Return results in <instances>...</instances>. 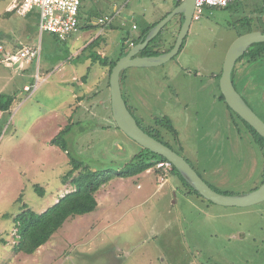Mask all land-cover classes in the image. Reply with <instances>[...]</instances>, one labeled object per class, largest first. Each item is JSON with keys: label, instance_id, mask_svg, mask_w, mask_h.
<instances>
[{"label": "rangeland", "instance_id": "rangeland-1", "mask_svg": "<svg viewBox=\"0 0 264 264\" xmlns=\"http://www.w3.org/2000/svg\"><path fill=\"white\" fill-rule=\"evenodd\" d=\"M18 2L0 0V94L14 96L9 110L0 112V264H264V202L249 208L216 206L185 195L173 174L160 184L152 169L130 179L116 176L141 147L116 128L108 67L90 56L116 61L133 26L143 30L154 8L170 11L175 3L82 0L80 21L87 27L59 41L40 36L35 12L16 14ZM111 15L109 27L96 25L95 20ZM201 17L192 22L179 54L157 67L126 69L120 89L143 128L157 122L164 130L159 120H169L177 141L163 131L161 140L207 184L244 195L261 185V152L220 100L214 76L221 74L237 37L264 30V0L205 8ZM174 21L160 36L163 48L177 35ZM23 47L39 49L38 60L20 59ZM243 62L235 71L248 67ZM36 72L45 80L33 88ZM24 85L33 89L25 92ZM257 104L249 103L264 122ZM67 124L72 125L66 136L69 156L92 171L110 168L114 178L95 194V212L69 218L33 254H14L13 219L23 205L40 214L73 190L63 183L71 169L69 156L50 144Z\"/></svg>", "mask_w": 264, "mask_h": 264}, {"label": "trees", "instance_id": "trees-1", "mask_svg": "<svg viewBox=\"0 0 264 264\" xmlns=\"http://www.w3.org/2000/svg\"><path fill=\"white\" fill-rule=\"evenodd\" d=\"M237 2H239V0H235L234 2L226 6L224 9L230 8L233 4ZM179 3L180 2H177L175 6H177ZM167 14L168 13H166L156 22L151 23L150 25L145 27L142 30L139 38L137 40L133 39L134 42L137 44L140 42V40H144L149 30L153 26H155L161 19H163ZM173 20H175L174 24L175 23L178 24L177 31H179V28L183 22V17L181 15H178L175 16ZM166 26L167 24L160 30L158 35L152 41H150V43L145 47V49H143L139 53L140 57L157 56L168 52L173 47L176 36L174 37L173 43L169 48H163L161 46L160 36ZM257 31L264 32L263 29H259ZM248 32H252V30H249ZM121 45L122 46L120 49L119 58L127 54L128 52V48L123 46L122 43ZM183 46H184V42L182 44V47ZM90 58L92 62L99 63L103 67H108V73H110L116 61L119 59V58L116 59V61L114 60L108 61L106 59L103 60L97 55H91ZM243 60H245V63L248 67L244 68L243 70H241V68L238 69L237 71H235V69L233 70L232 72L233 85L236 91L242 96V98L245 100V102L250 108L251 106L249 105V103H258L257 104L258 111L260 113H263L264 112V69L260 67L264 64L263 63L264 43L254 44L250 46L247 52L241 58H239L236 63L239 62L240 63L239 66L243 67L244 66ZM254 65H256L257 67H252ZM220 75L221 74H218L216 76V79H219ZM247 96H249V99H247ZM13 99H14L13 95L0 94V112L3 113L7 112L13 102ZM220 99L224 102L223 96L221 94H220ZM251 109L255 112L253 108ZM229 111L232 112L230 109ZM255 113L258 115L257 112ZM234 115L246 126V128L248 129V131L252 136L254 144L259 148L261 152V156H262L261 184H262L264 182V139L261 138L247 123H245L242 119H240L236 114ZM259 117L261 118V116ZM159 121L164 122L162 124L164 125L168 134L170 133L169 135L172 136L173 140L177 141L176 132L172 127V125L170 124L169 120L163 118L160 119ZM71 126H72L71 124H67L50 140L51 145L59 147L60 150L65 152L68 156L69 154L66 151V136L70 132ZM147 133L156 140L162 142L164 145L170 147L179 155H181L179 151L174 149L170 144L163 142L156 135H153L149 132ZM69 160H70L69 164L71 165V169L63 177V183L72 186L73 190L67 193L66 195H64L63 197H61L53 206H51L50 208H48L47 210H45L40 214L34 213L24 204L22 208V212L14 217L13 220L17 235V242L12 248L14 254H25V255L33 254L39 247L46 244L50 240V238L60 228H62L63 224L69 218L75 216L87 215L96 211L97 202L95 199V194L114 178L112 169L108 168L103 171H92L88 167L84 166V164L81 161L73 157L69 156ZM160 161H166V160L161 156L155 155L141 148L140 152L136 154L134 158L130 161V163H128L124 168H122L116 174V176L121 179H130L144 173L149 169H152L157 175L158 170H156L155 167L156 164ZM169 174L170 175L173 174L177 178V180L180 182L179 186H183L182 188L184 189L185 195H195L198 198L203 199L198 195L197 192H195L185 182V180L180 176V174L173 166L171 170L168 172L167 176ZM210 187L218 193L229 195L227 193L219 192L212 186ZM34 190L38 192L40 196H42L43 192L38 187V185H34ZM3 244L5 243L3 242Z\"/></svg>", "mask_w": 264, "mask_h": 264}, {"label": "water", "instance_id": "water-1", "mask_svg": "<svg viewBox=\"0 0 264 264\" xmlns=\"http://www.w3.org/2000/svg\"><path fill=\"white\" fill-rule=\"evenodd\" d=\"M195 0H184L175 6L163 19L153 26L144 40L132 45L127 54L121 56L109 73V96L112 120L118 130L139 145L141 148L163 157L185 180V182L204 200L220 207L249 208L264 202V182L255 190L244 195H225L214 191L192 168V166L170 147L165 146L147 133L137 124L127 109L120 89V78L128 68H151L165 64L179 52L193 22ZM181 15L183 22L179 28L173 47L166 53L140 57L138 54L152 41L160 30L175 16ZM135 33L132 39H138ZM264 43V32L252 31L237 37L225 54L218 86L227 107L240 119L247 123L261 138L264 139L263 120L247 105L236 91L232 82V72L236 62L254 44Z\"/></svg>", "mask_w": 264, "mask_h": 264}, {"label": "built area", "instance_id": "built-area-1", "mask_svg": "<svg viewBox=\"0 0 264 264\" xmlns=\"http://www.w3.org/2000/svg\"><path fill=\"white\" fill-rule=\"evenodd\" d=\"M184 0H177L183 2ZM235 0H195L193 12V21H198L203 14L205 8H225ZM80 0H19L17 6L14 7L16 14L25 17L27 14L35 12L37 14V27L40 36L44 33L53 36L59 41H65L71 35L77 33L82 27L80 21ZM96 25H109L112 17L104 16L98 18ZM136 27L133 26V29ZM132 46V44H131ZM18 57L26 62L32 63L34 59L39 58V49H30L23 47L18 52ZM15 58V57H13ZM35 76V84L33 88H37L45 78ZM33 88L25 86L24 91L30 92ZM158 170V182L167 179V174L171 170L172 165L168 161H160L156 164Z\"/></svg>", "mask_w": 264, "mask_h": 264}, {"label": "crops", "instance_id": "crops-1", "mask_svg": "<svg viewBox=\"0 0 264 264\" xmlns=\"http://www.w3.org/2000/svg\"><path fill=\"white\" fill-rule=\"evenodd\" d=\"M81 1V8H80V14H81V9H82V0H80ZM172 2H174L175 4L177 3V0H172ZM175 7V6H174ZM173 7V8H174ZM114 11H115V14L116 13H118V10L116 9V7H114ZM170 11H171V9H170ZM170 11H164L163 10V8H161V7H157V8H154V10H153V13L151 14V16L148 18V20L145 22L146 23V25L145 26H143L142 28L144 29L145 27H147L148 25H150L151 23H154V22H156L157 20H159L161 17H163L166 13H169ZM108 17H112V19H113V15H111V16H108ZM81 25H82V27L84 26V24H82L81 23ZM110 25V24H109ZM109 25H103V26H101V27H109ZM100 26V25H99ZM81 27V28H82ZM84 27H87V25H85ZM136 28H135V31H132L129 35H128V37L127 38H124L123 40H122V43L124 44V46L125 47H127L128 48V50L130 49V47H131V44H133V45H135L136 43L134 42V40L130 37V35H134L135 33H138L139 35H140V33L142 32V29H141V31H138V27L137 26H135ZM122 46V45H121ZM121 49V48H120ZM120 55V54H119ZM26 85H24L23 87H25ZM75 96V95H74ZM227 107V106H226ZM229 110V109H228ZM59 132V131H58ZM177 184H179L180 185V182L178 181L177 182Z\"/></svg>", "mask_w": 264, "mask_h": 264}, {"label": "flooded vegetation", "instance_id": "flooded-vegetation-1", "mask_svg": "<svg viewBox=\"0 0 264 264\" xmlns=\"http://www.w3.org/2000/svg\"><path fill=\"white\" fill-rule=\"evenodd\" d=\"M202 16V15H201ZM199 17V19L198 20H200L202 17ZM177 33H178V31H177ZM141 34V33H140ZM177 36V35H176ZM176 38V37H175ZM186 39V38H185ZM184 42V41H183ZM123 44V43H122ZM183 44V43H182ZM133 45V44H132ZM123 46H124V44H123ZM182 47V46H181ZM184 47V46H183ZM183 47H182V49H183ZM181 49V48H180ZM181 49V50H182ZM179 52H180V50H179ZM179 52H178V54H179ZM139 55V54H138ZM214 78H215V80L218 82V80L219 79H216V76H214ZM122 80V75H121V78H120V81ZM234 86V85H233ZM235 88V87H234ZM122 93V92H121ZM221 94V93H220ZM122 97H123V93H122ZM242 97V96H241ZM220 98V97H219ZM123 99H124V97H123ZM221 100V99H220ZM124 101H125V104H126V106H127V109L129 110V112L132 114V116H133V118L135 119V121L137 122V124H138V126L145 132V133H147V132H149V133H151V134H153V135H156L160 140H161V135H160V133L163 131L164 133H167L168 134V132L166 131V129L165 128H163L164 130H161L158 126H157V124H156V122H154V125L155 126H149V127H146V128H143L141 125H140V123L138 122V120L135 118V116H134V114H133V112L130 110V108H129V106L127 105V101L124 99ZM225 103V102H224ZM227 106V105H226ZM147 132H146V131ZM161 130V131H160ZM162 132V133H163ZM163 133V134H164ZM148 134V133H147ZM149 135V134H148ZM169 135V134H168ZM152 137V136H151ZM172 137V136H171ZM155 139V138H154ZM158 141V140H157ZM163 141V140H162ZM160 142V141H159ZM164 142V141H163ZM166 143H168V144H170L169 142H167V141H165ZM162 143V142H161ZM163 144V143H162ZM166 146V145H165Z\"/></svg>", "mask_w": 264, "mask_h": 264}]
</instances>
